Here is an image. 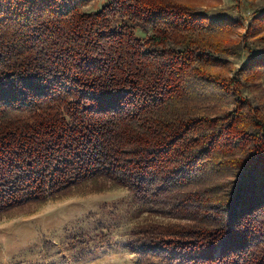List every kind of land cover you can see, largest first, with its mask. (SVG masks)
Instances as JSON below:
<instances>
[{
    "label": "trees",
    "instance_id": "obj_1",
    "mask_svg": "<svg viewBox=\"0 0 264 264\" xmlns=\"http://www.w3.org/2000/svg\"><path fill=\"white\" fill-rule=\"evenodd\" d=\"M91 1L0 0V213L104 180L177 216L138 227L141 264H264V113L223 69L239 21Z\"/></svg>",
    "mask_w": 264,
    "mask_h": 264
},
{
    "label": "rangeland",
    "instance_id": "obj_2",
    "mask_svg": "<svg viewBox=\"0 0 264 264\" xmlns=\"http://www.w3.org/2000/svg\"><path fill=\"white\" fill-rule=\"evenodd\" d=\"M105 2L94 0L85 8L95 11ZM198 5L210 15L239 21L231 36L241 44L223 69L231 77L240 76L243 95L264 113V76L246 82L255 69L239 74L249 60L264 54L263 24L254 25L256 35L242 42L264 0H203ZM206 104L213 107L215 102ZM171 210L140 199L128 187L104 180L83 182L43 202L0 213V264H141V248L133 243L138 227L176 222Z\"/></svg>",
    "mask_w": 264,
    "mask_h": 264
}]
</instances>
